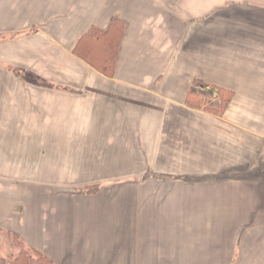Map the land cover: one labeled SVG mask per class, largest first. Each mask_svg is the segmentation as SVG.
Returning <instances> with one entry per match:
<instances>
[{"label": "crops", "instance_id": "crops-1", "mask_svg": "<svg viewBox=\"0 0 264 264\" xmlns=\"http://www.w3.org/2000/svg\"><path fill=\"white\" fill-rule=\"evenodd\" d=\"M19 3V10L14 11L11 7L6 12V18L4 14L0 15V25H17H4L0 29V36L24 34L33 29L29 26H37L40 29L38 34L43 36V32L53 29L55 24H59L58 29L66 25H69L68 29H77L76 16L72 24L71 16L67 15L47 22L46 17L29 20L28 5L23 0ZM157 3L164 5L165 1L157 0ZM43 12V7L34 8L30 14L37 17ZM111 18L121 19L127 24L119 11L113 12L102 23L84 25L83 31L75 32L76 38L68 42V47H57L58 50L68 52V58L93 72L72 56L71 51L88 29L106 28ZM18 19L19 24L16 22ZM62 21L66 23H61ZM261 27L264 28V25ZM126 33L127 31L121 45ZM192 48H187L186 53L181 55V67L189 75L166 78L165 83L172 85L171 90L164 87L157 89L158 86L142 89L138 85L140 78L134 82H126L119 76H116V81L97 76L104 82L116 83L124 90L128 88L118 84L132 88L130 90L141 89L155 97L176 100L184 110L192 112L199 111L187 108L185 100L191 88L202 89L199 82L206 85L203 90L211 93L214 99L218 90L223 89L233 94L232 101L239 98L264 100V47H230L228 44L227 47ZM119 57L120 53L118 59ZM173 64L178 65V60L172 59L169 67ZM12 79L7 74L0 75L1 234L18 238L52 264H264V135H258L261 130L253 129L252 124L249 125L251 128H242L231 123H215L220 127L218 131L209 127L204 129L202 125H197L196 131L190 126L194 135H191V139L189 136L187 138V134L184 136L194 147L188 144L181 150V156L192 164L182 169L184 173L175 174L176 176L167 171H150L155 170V164L161 165L167 158L172 159L174 144L171 143V147L166 145L164 154L161 153V145L154 157H147L150 160L141 159L150 163L148 172L126 177L123 157L130 158L131 154L127 155L124 149V136H114L113 151L116 159L112 157V169L103 179L106 183L117 182L112 187L100 186L99 192L95 194H100L101 190L107 193L117 190L125 198L113 205H94V196L74 191L76 186L69 182L78 179L75 174L78 170L81 171L79 180L86 179L90 164L87 168L80 169L77 164H71L70 160H67V168L63 167L67 164L57 165V161L62 158L61 147L71 146L68 141L61 142L59 138L54 139L55 141L44 139L45 126H58L45 124L44 119L42 122L37 119V116L45 115L44 104L39 106L38 101L44 100L43 96L47 91H39L42 98L38 97V93H35L36 97L30 98L23 90H13ZM68 82L59 85L72 87ZM177 85L182 87L180 92ZM30 99L36 100V106H30ZM116 99L124 100L125 97ZM134 107L126 108L123 116L127 114L133 117L137 103ZM29 109L33 111L31 115ZM229 110L231 109H226V114L230 113ZM202 112L213 118L211 120H221L226 115L219 117ZM102 128L108 129L110 124H104ZM179 128L181 130V126ZM186 128L187 126H183L184 132ZM87 144L92 145L91 153H94V148L102 147V143L98 145L95 141H88ZM178 144L175 145L177 150L182 139ZM198 146H201L198 151L195 152L194 149L188 153L194 158L187 160V150ZM101 158H104L102 163L109 160L106 154L101 155ZM139 160L136 157L135 162ZM196 163L209 169L196 170ZM126 179L135 181L126 183ZM147 179L150 182L164 181V184L168 183L170 186L176 180L174 183L181 184V187L150 188L144 185ZM192 179L198 181L193 183ZM13 181L18 182L14 184ZM90 186L91 184L81 188ZM109 211L116 212V216L109 217ZM253 238L260 242L257 243ZM245 244L248 245L247 251L243 249ZM256 249H260L258 258L253 256ZM256 259L260 262L255 263Z\"/></svg>", "mask_w": 264, "mask_h": 264}, {"label": "rangeland", "instance_id": "rangeland-1", "mask_svg": "<svg viewBox=\"0 0 264 264\" xmlns=\"http://www.w3.org/2000/svg\"><path fill=\"white\" fill-rule=\"evenodd\" d=\"M19 1L0 0V15L4 14L6 18V12L11 7L14 11L19 10ZM161 1H165V4L161 5L157 3V0H23V3L28 5L29 20L46 17L47 22L52 18L67 15L71 16L72 24L76 16L77 29H68L69 25L64 26L66 29L64 27L58 29L59 24H55L53 29L45 31L47 35L43 32V36L38 34L40 29L37 26H29L33 29L24 34L16 33L0 38V75L12 76L14 79H12L13 90H23L24 93L29 94L30 98L36 97L35 93H38V97L42 98L39 92L42 90L51 92H46L43 96L44 100L38 101L39 106L41 103L44 104L45 115L43 117L39 115L37 119L40 122L44 119L45 124H58L53 128H51L52 125L45 126L44 139L55 141L54 139L59 138L61 142L68 141L71 146L70 148L69 146L61 147L60 156L62 158L59 157L61 159L57 161V165L67 164V160H70L73 165L77 164L78 169L87 168L90 164V171H87L88 179L80 181L81 171L78 170L75 173L78 179L69 181L73 186H76L74 191H83L92 187L99 188L102 185L112 187L117 182L106 183L107 181L103 179L112 169L113 165L110 164L112 157L114 160L116 159L114 156L116 153L113 151V147H115L113 137L117 135L124 136V149L127 155L131 154L130 158L123 157L126 177L148 172L150 163L141 159L150 160L147 157L157 153L161 145L160 150L164 154L166 145L171 147V143L174 144L172 159L167 158L166 162L163 161L161 165L155 164L156 171H150H167L174 173V176L184 173L182 169L188 168V165L192 164L186 162V158L181 156V150L188 144L194 147V144L184 136L187 134V138L189 136L191 139L193 132L189 128L190 126L196 130L197 125H202L204 129L209 127L218 131L220 127L215 123H231L242 128L246 126L251 128L249 125L252 124L253 129L261 130L258 135H264V100L241 98L233 100L227 107V109H231L228 111L229 114L225 112L226 115L221 120H211L213 118L207 117L202 111L209 113L206 109H218L219 100L214 99L210 94L212 97L206 95L196 98L195 103L200 106V109H193L185 103L187 108L199 112L186 111L176 100L155 97L142 92L141 89L130 90L132 88L118 84L120 87L128 88L124 90L119 88L116 83L104 82L97 76V74L100 75L99 73L73 55L72 51V56L88 66L93 72L72 58H68V52L59 51L57 48L68 47V42L76 38L75 32L83 31L84 25L102 23L106 20L107 15L119 11L120 16L127 21L128 30H126L127 33L120 48L116 75L107 79L116 81L118 79L116 76H119L126 82H134L140 78L141 81L138 85L142 89L158 86L157 89L164 87L171 90L172 85L165 83L168 76L178 78L181 75H189V73H185L186 69L181 67L183 64L181 55L186 53L187 48L227 47L228 44L230 47H264V28L261 27L264 25V0ZM42 7L44 12L41 15L35 17L30 14L31 9ZM16 22L19 24L20 20L18 19ZM61 23L65 24L66 21ZM4 25L5 27L17 26L11 23ZM4 25H0V29H3ZM6 57L7 59H5ZM174 58L178 60V65L174 66L173 64L170 68L171 60ZM13 68L22 72V76L15 77L10 70ZM154 80L157 81L152 83ZM65 81H69L68 83H71L72 87L59 85ZM38 82H47L53 86L68 88L73 93L47 88ZM177 87L179 86L177 85ZM194 89L199 93L200 90H203V88ZM180 90L182 87H179L178 92ZM116 97H125V99L118 100ZM34 103L36 100L30 99V106H36ZM136 103L135 115L133 117L127 116V114L123 116L122 113L126 111V108L134 109ZM243 110L244 112H242ZM59 111L61 113H58ZM32 112V109H29L30 115ZM237 113L239 114L237 115ZM30 115L29 118H31ZM104 124H110V128L103 129ZM183 126H187L186 132L183 131ZM224 132L227 133L226 130ZM108 135L110 136L108 137ZM181 139L182 144L177 150L175 145H179ZM88 141H95L99 143L98 145L102 143V147L94 148V153H91L92 145L87 144ZM73 142H77V144H73ZM211 145L214 143L211 142ZM200 147L187 150V160L194 158L188 153L194 149L196 152ZM55 154L57 155V153ZM105 154L109 160L102 163L104 158H101V155L105 156ZM136 157L141 161L135 162ZM68 165L69 163L63 167L67 168ZM204 166L195 164L196 170L199 171L205 170V168L209 169ZM131 180L133 179H126L124 182L135 181ZM192 180L193 183L198 181V179ZM13 182L17 184L18 181ZM159 182L161 181L150 182L147 179L144 185L150 188L167 187V189L181 187V184L174 183L176 180L172 182V186L168 183L164 184V181H162L163 183ZM89 184H91L90 187L81 188ZM114 191L107 193L105 190H101L100 194H95L99 192L97 189L93 193L87 192L86 194L94 196L92 199L94 205H113L121 201V198H125L122 197L123 194L120 191ZM114 211L108 212L109 217L116 216ZM11 237L14 236L0 233V257L9 261L17 256L20 249H25L32 258L31 264L41 263L31 251L33 249H29L18 238L13 240ZM253 239L257 242L255 238ZM17 241L20 242L18 246ZM259 242L260 240L257 243ZM244 248L247 251L248 245L245 244ZM253 256L258 258L260 249H256ZM259 262L260 260L256 259L255 263Z\"/></svg>", "mask_w": 264, "mask_h": 264}, {"label": "trees", "instance_id": "trees-1", "mask_svg": "<svg viewBox=\"0 0 264 264\" xmlns=\"http://www.w3.org/2000/svg\"><path fill=\"white\" fill-rule=\"evenodd\" d=\"M127 30V24L118 18H111L106 26V28L91 27L86 33H84L77 41L75 47L72 50V54L75 55L80 60L84 61L88 66H90L94 71L106 78H112L116 75V64L120 53V45L124 34ZM2 38V36H0ZM15 77H21L22 72L18 69H10ZM47 88H56L64 91L73 93L68 88H63L60 86H53L47 82H38ZM201 88H206L202 82H199ZM212 95L206 91L196 92L192 88L190 89L185 103L193 109H200V106L195 103L196 98L204 97L206 95ZM209 97H212L210 96ZM233 94L227 92L223 89H219L217 97L215 99L219 100L218 109H206L212 115L222 117L226 112L229 103L232 101ZM203 180V179H200ZM97 187H92L90 189H84L79 191L80 194H86L87 192L96 191ZM16 240V237H11ZM17 246L20 242L17 241ZM33 254L37 257V260L41 262L40 264H52L45 256L40 253L33 251ZM31 256L25 249H20L17 256L12 260H6L0 257V264H31ZM39 264V263H35Z\"/></svg>", "mask_w": 264, "mask_h": 264}]
</instances>
